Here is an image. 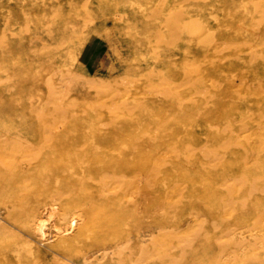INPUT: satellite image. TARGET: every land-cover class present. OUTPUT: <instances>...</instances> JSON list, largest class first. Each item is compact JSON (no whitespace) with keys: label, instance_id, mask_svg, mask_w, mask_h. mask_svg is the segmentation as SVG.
I'll return each mask as SVG.
<instances>
[{"label":"bare ground","instance_id":"bare-ground-1","mask_svg":"<svg viewBox=\"0 0 264 264\" xmlns=\"http://www.w3.org/2000/svg\"><path fill=\"white\" fill-rule=\"evenodd\" d=\"M261 25L264 0H0V264H264Z\"/></svg>","mask_w":264,"mask_h":264},{"label":"rangeland","instance_id":"rangeland-1","mask_svg":"<svg viewBox=\"0 0 264 264\" xmlns=\"http://www.w3.org/2000/svg\"><path fill=\"white\" fill-rule=\"evenodd\" d=\"M106 18L107 19L101 20L104 30L100 31L98 34H96L95 36L87 40L86 45H85L86 52L88 55L87 57L88 65L92 69H96L98 74L102 76H108L110 74L108 73L107 70H105V68L107 67L109 63H113L114 65V69L112 71L113 73H119L120 71H122V64H123L122 60L124 58L123 54H121L118 48V43L116 39L115 31H116L118 22L111 15L106 16ZM157 25H158V22H157ZM260 28H264V25H261ZM129 63L132 64V66L140 67V69L145 68L147 64L146 58L133 59L129 61ZM45 74L46 73H44V75ZM40 86L42 90H45L44 84H40ZM0 209H1V212L5 211V208L2 205H0ZM55 222L56 221L53 220L52 223H55ZM156 230H157V224L151 223L149 226H145L142 231L145 233H149L152 231L154 232ZM245 233L248 234L249 232L245 230ZM86 251L88 254H90V253H94L95 249L88 248Z\"/></svg>","mask_w":264,"mask_h":264}]
</instances>
